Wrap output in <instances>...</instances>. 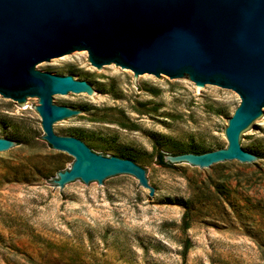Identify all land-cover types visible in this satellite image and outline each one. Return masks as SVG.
I'll list each match as a JSON object with an SVG mask.
<instances>
[{
    "label": "rangeland",
    "instance_id": "374dc122",
    "mask_svg": "<svg viewBox=\"0 0 264 264\" xmlns=\"http://www.w3.org/2000/svg\"><path fill=\"white\" fill-rule=\"evenodd\" d=\"M43 69H81L83 79L102 85L98 100L59 98L85 112L59 135H81L98 153L123 151L137 160L153 174L156 198L135 176L110 189L56 188L50 181L74 159L44 139L39 103L24 108L0 94V137L9 138V122L14 140L28 143L0 157V264H264V163L198 170L158 161L160 152L226 147L236 92L212 87L206 95L175 79L140 85L129 69L95 68L88 52ZM246 145L264 156V133L254 132Z\"/></svg>",
    "mask_w": 264,
    "mask_h": 264
},
{
    "label": "water",
    "instance_id": "95a60500",
    "mask_svg": "<svg viewBox=\"0 0 264 264\" xmlns=\"http://www.w3.org/2000/svg\"><path fill=\"white\" fill-rule=\"evenodd\" d=\"M95 68H126L144 79L194 83L234 91L238 107L228 120V145L195 153H164L172 167L198 170L231 162L259 167L264 156L248 151L254 132L264 133V0H0V94L24 108L34 104L44 139L74 159L50 181L68 194L77 184L95 189L135 176L155 195L153 174L137 160L96 152L81 135H59L85 112L59 98L90 95L101 84L81 69L56 74L43 67L87 53ZM0 137V157L28 143L11 124ZM157 200V199H156Z\"/></svg>",
    "mask_w": 264,
    "mask_h": 264
},
{
    "label": "trees",
    "instance_id": "16d2710c",
    "mask_svg": "<svg viewBox=\"0 0 264 264\" xmlns=\"http://www.w3.org/2000/svg\"><path fill=\"white\" fill-rule=\"evenodd\" d=\"M190 151H193V150H190ZM120 153H121V155H123L122 157H127V154L124 153L123 151H121ZM124 155H125V156H124ZM158 161H159L160 164H162V165H164V166L169 165L168 162H165V161H164V153H163V152L158 153ZM185 217H189V211H188V210H187L186 213H185ZM185 220H187V219H185ZM186 224H187V223H186ZM185 254H186V250H185V252H184V255H185Z\"/></svg>",
    "mask_w": 264,
    "mask_h": 264
}]
</instances>
